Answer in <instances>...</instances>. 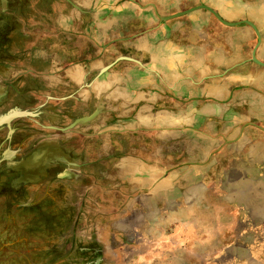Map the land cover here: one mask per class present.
<instances>
[{
	"label": "crops",
	"instance_id": "0c3cea01",
	"mask_svg": "<svg viewBox=\"0 0 264 264\" xmlns=\"http://www.w3.org/2000/svg\"><path fill=\"white\" fill-rule=\"evenodd\" d=\"M0 5V124L13 127L0 126L6 204L38 217L30 186L61 192L73 181L82 222L113 253L118 231L159 239L132 264H200L197 222L215 217L198 206L216 202L199 189L220 190L227 207L232 192L264 222V0ZM167 222H186L175 232L187 241L160 243ZM241 235L249 240L225 264H264V228Z\"/></svg>",
	"mask_w": 264,
	"mask_h": 264
},
{
	"label": "rangeland",
	"instance_id": "374dc122",
	"mask_svg": "<svg viewBox=\"0 0 264 264\" xmlns=\"http://www.w3.org/2000/svg\"><path fill=\"white\" fill-rule=\"evenodd\" d=\"M16 118L17 116L14 117ZM62 183L64 186L61 192L46 190L36 184L30 186V188H38L39 193L32 198V203H38L40 210L38 217L35 218L28 206L16 203L9 205L4 202L3 197L0 198V264H132V262L139 263L149 256L147 253H142L141 246L145 245L144 249L147 250L148 247L157 245L159 239L140 236L131 239L120 231L116 236L117 243H113L115 246L113 253L102 239L100 241L99 231L96 232L94 229L95 224L92 221L82 222L81 201L84 197L82 192L72 189L73 181ZM220 192L215 189H199L197 198L205 201L206 197H212L217 203ZM232 194L231 192V203L228 207L216 203L207 206L203 203L202 206H198L199 217L205 214H213L215 217L213 222H197L200 264L232 262L231 257L228 259L229 250L230 252L233 250L231 245L249 240L243 238L241 233L264 228V222L254 221L252 207L238 203L239 200L232 199L233 196H237ZM45 212L53 215L49 221H45ZM223 217L226 219L221 220ZM185 223L167 222L160 243H165L168 247L173 245L174 240L187 241V237H183V234L179 236V232H175V229L184 230ZM107 233V231L103 232L104 235ZM256 240L258 242L260 239ZM261 241L263 242L264 239ZM51 242L54 244L53 248ZM98 243L103 246L101 254L93 253V250H97ZM202 245H207V249ZM203 249L204 251H200ZM238 259L239 257L235 256L233 263Z\"/></svg>",
	"mask_w": 264,
	"mask_h": 264
},
{
	"label": "flooded vegetation",
	"instance_id": "af4514ba",
	"mask_svg": "<svg viewBox=\"0 0 264 264\" xmlns=\"http://www.w3.org/2000/svg\"><path fill=\"white\" fill-rule=\"evenodd\" d=\"M2 0H0V2H1ZM1 5H0V11H1ZM1 17H2V14H1V12H0V22H1ZM5 33H4V29H3V26H2V24L0 23V42H3L4 40H6L5 38L7 37L6 35H4ZM9 115H10V117L12 116H14V115H17V114H15L14 112H11V114L9 113ZM11 117V118H12ZM12 119H14V118H12ZM2 125H9V128H10V131H13V127H12V120H11V123L9 124L8 123V121H6V122H3V123H1L0 124V126H2ZM7 130H8V128H7ZM4 172V171H3ZM14 188V187H13ZM13 192H15V193H17V194H19L20 192H21V190H19V189H16V190H14Z\"/></svg>",
	"mask_w": 264,
	"mask_h": 264
}]
</instances>
